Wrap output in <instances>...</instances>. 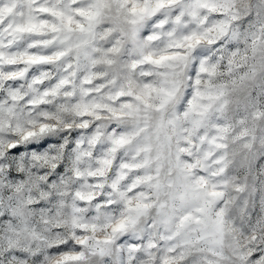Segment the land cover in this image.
<instances>
[{"label": "clouds", "instance_id": "1", "mask_svg": "<svg viewBox=\"0 0 264 264\" xmlns=\"http://www.w3.org/2000/svg\"><path fill=\"white\" fill-rule=\"evenodd\" d=\"M0 264H264V0H0Z\"/></svg>", "mask_w": 264, "mask_h": 264}]
</instances>
